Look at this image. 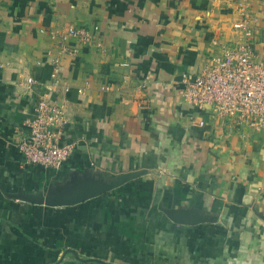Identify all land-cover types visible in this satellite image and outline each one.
Returning a JSON list of instances; mask_svg holds the SVG:
<instances>
[{
	"label": "crops",
	"instance_id": "0c3cea01",
	"mask_svg": "<svg viewBox=\"0 0 264 264\" xmlns=\"http://www.w3.org/2000/svg\"><path fill=\"white\" fill-rule=\"evenodd\" d=\"M238 1L0 0V264H264V131L178 90L223 52L214 39L241 38ZM250 4L264 58V0ZM69 25L99 26L91 44L68 40L76 55L59 47ZM46 90L72 117L58 169L16 146ZM120 179L72 205L22 198Z\"/></svg>",
	"mask_w": 264,
	"mask_h": 264
},
{
	"label": "built area",
	"instance_id": "2783aa9c",
	"mask_svg": "<svg viewBox=\"0 0 264 264\" xmlns=\"http://www.w3.org/2000/svg\"><path fill=\"white\" fill-rule=\"evenodd\" d=\"M237 8L232 28L240 33L241 38L224 43L214 39L216 44L222 45L223 52L195 71L182 72L179 95L183 101L205 114L264 131V58L259 56L254 46L257 17L251 9L250 0L238 1ZM98 29V25H69L58 34L60 51L76 55L78 50L70 46L68 40L76 37L84 44H91ZM49 54L52 55V51ZM60 62V57L55 56L52 73L55 83L60 81ZM26 82L33 84L36 79L29 77ZM139 87L145 88L146 84L142 83ZM103 88L110 90L108 85ZM78 91L82 93L83 89ZM67 105L51 90L40 94L34 117L25 121L29 131L16 142L29 163L58 169L72 155L74 143L65 139L66 129L72 120ZM199 125L204 127L205 120H200Z\"/></svg>",
	"mask_w": 264,
	"mask_h": 264
},
{
	"label": "water",
	"instance_id": "95a60500",
	"mask_svg": "<svg viewBox=\"0 0 264 264\" xmlns=\"http://www.w3.org/2000/svg\"><path fill=\"white\" fill-rule=\"evenodd\" d=\"M123 179L113 181L110 184H103L100 181L96 182H83L77 185L73 190L62 193L48 194L45 197L22 196L23 199L36 202L45 203L47 205H72L89 199L95 195L103 193L105 190L112 186L118 185L123 182Z\"/></svg>",
	"mask_w": 264,
	"mask_h": 264
}]
</instances>
